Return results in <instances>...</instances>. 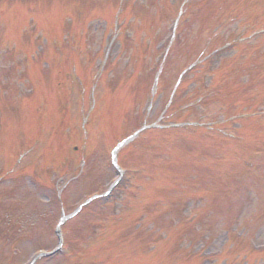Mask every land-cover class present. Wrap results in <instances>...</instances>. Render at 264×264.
<instances>
[{
    "label": "rangeland",
    "instance_id": "1",
    "mask_svg": "<svg viewBox=\"0 0 264 264\" xmlns=\"http://www.w3.org/2000/svg\"><path fill=\"white\" fill-rule=\"evenodd\" d=\"M76 4L0 0V264H36L32 252L56 249L60 219L109 189L117 174L113 144L143 123L157 132L123 149L130 171L108 205L99 198L95 215L66 221L71 255L37 264H198L199 257L207 258L203 264H264V153L253 169L252 159L243 162L264 142V113L239 89L249 76L240 70L239 80L228 71L236 50L224 45L239 46L250 29L233 18L235 0H102L86 14ZM178 9L184 15L171 44ZM52 32L61 41L43 49ZM259 37L245 41L249 55L256 40L264 43ZM43 50L44 58H26ZM206 52L210 61L201 65ZM102 60L107 68L94 98L92 70ZM188 60L198 66L173 96ZM162 64L164 88L150 109ZM221 66L228 71L223 90L235 98L224 103L215 90L205 97ZM252 67L259 71L248 73L264 83V63ZM31 87L38 91L33 99ZM110 93L106 109L85 122L95 101ZM168 127L177 135L158 132Z\"/></svg>",
    "mask_w": 264,
    "mask_h": 264
},
{
    "label": "bare ground",
    "instance_id": "2",
    "mask_svg": "<svg viewBox=\"0 0 264 264\" xmlns=\"http://www.w3.org/2000/svg\"><path fill=\"white\" fill-rule=\"evenodd\" d=\"M58 258V257H57Z\"/></svg>",
    "mask_w": 264,
    "mask_h": 264
}]
</instances>
